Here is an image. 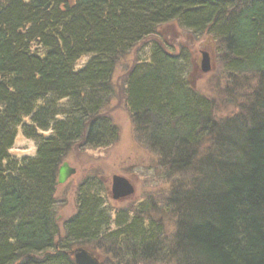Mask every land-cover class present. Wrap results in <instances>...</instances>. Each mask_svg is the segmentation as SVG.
I'll return each instance as SVG.
<instances>
[{
	"label": "trees",
	"instance_id": "trees-1",
	"mask_svg": "<svg viewBox=\"0 0 264 264\" xmlns=\"http://www.w3.org/2000/svg\"><path fill=\"white\" fill-rule=\"evenodd\" d=\"M171 23L219 45L232 85L257 87L240 116L217 119L186 55L154 46L123 90L137 139L173 179L167 199L120 211L87 177L63 236L58 168L78 142L118 141L104 113L118 57ZM20 129L35 156L11 154ZM76 245L103 264H264V0H0V264H74L63 249Z\"/></svg>",
	"mask_w": 264,
	"mask_h": 264
},
{
	"label": "rangeland",
	"instance_id": "rangeland-1",
	"mask_svg": "<svg viewBox=\"0 0 264 264\" xmlns=\"http://www.w3.org/2000/svg\"><path fill=\"white\" fill-rule=\"evenodd\" d=\"M154 46H163L171 54L182 55L184 53L186 55L185 77L187 83L200 95L213 101L217 119L240 116L244 112L243 104L246 99L250 98V90L252 88L254 90L258 85L254 76L240 77L241 83L239 86L232 85L229 75L226 73V65L223 64L224 53L219 45L216 42L214 43L208 36H197L181 29L177 23L160 26L154 36L140 42L128 54L118 57L112 79L115 96L110 99L104 113L112 118V122L117 127L119 139L110 148L100 149H88L83 146L82 142H78L67 155L66 162L77 170V174L71 177L67 184L60 186L57 191V197L60 200L66 199L69 202L64 209L57 210L55 217L63 236H65L64 222L74 214L77 207L75 202L77 187L87 177L91 176L103 180L110 192V200L112 177L114 175L127 178L130 181L136 190L135 195L132 198H126L122 202L116 203L111 200L112 205L120 211L130 212L140 204H151L154 208H161L163 201L167 199L173 185V179L165 175L166 171L158 165V156L150 151L144 141L141 142L137 139L123 90L125 74L132 69L134 64L140 63V61L147 62ZM205 51L210 55L211 70L203 74L200 63L201 53ZM89 60L90 56L80 58L76 63L77 68L83 67ZM16 139L11 152L12 155H16L18 158L35 156V144L24 138L21 129ZM152 214L155 217L157 216V213ZM161 216L168 224L171 223L169 216L164 214ZM63 242H60V244L64 246ZM83 247L95 252L100 261L104 262L105 257L85 245H76L72 249L63 250L70 253ZM38 258H42V256ZM145 264L174 263L149 262Z\"/></svg>",
	"mask_w": 264,
	"mask_h": 264
},
{
	"label": "water",
	"instance_id": "water-1",
	"mask_svg": "<svg viewBox=\"0 0 264 264\" xmlns=\"http://www.w3.org/2000/svg\"><path fill=\"white\" fill-rule=\"evenodd\" d=\"M201 54V71L206 74L211 70L210 55L207 52ZM58 170V184H65L71 176L76 174V170L71 169L68 163L61 165ZM112 178V200L119 201L135 195L136 190L128 179L119 176ZM70 255L73 256L75 264H101L100 259L85 247L72 251Z\"/></svg>",
	"mask_w": 264,
	"mask_h": 264
}]
</instances>
